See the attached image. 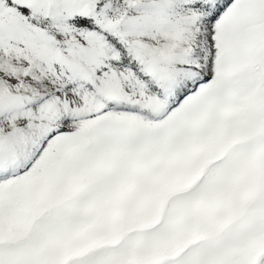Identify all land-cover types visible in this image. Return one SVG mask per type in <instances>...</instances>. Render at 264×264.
<instances>
[{"label":"snow or ice","instance_id":"snow-or-ice-1","mask_svg":"<svg viewBox=\"0 0 264 264\" xmlns=\"http://www.w3.org/2000/svg\"><path fill=\"white\" fill-rule=\"evenodd\" d=\"M0 264H264V0H0Z\"/></svg>","mask_w":264,"mask_h":264}]
</instances>
